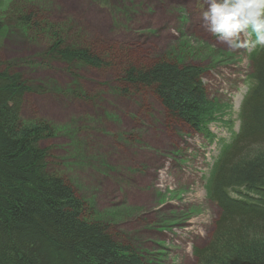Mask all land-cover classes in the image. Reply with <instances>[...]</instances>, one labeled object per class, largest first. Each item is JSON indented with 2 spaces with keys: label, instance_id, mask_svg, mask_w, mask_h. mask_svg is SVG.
<instances>
[{
  "label": "rangeland",
  "instance_id": "obj_1",
  "mask_svg": "<svg viewBox=\"0 0 264 264\" xmlns=\"http://www.w3.org/2000/svg\"><path fill=\"white\" fill-rule=\"evenodd\" d=\"M18 6L66 28L112 64L69 65L44 55L50 42L16 23ZM207 8L204 0H0V58L32 88L22 118L58 130L42 144L51 169L85 200L88 218L103 220L116 240L154 264H194V247L210 238L219 209L207 186L241 128L254 84L250 55L259 46L228 50L203 27ZM160 58L204 67L216 107L208 134L171 119L149 91L121 92L124 64Z\"/></svg>",
  "mask_w": 264,
  "mask_h": 264
},
{
  "label": "trees",
  "instance_id": "obj_2",
  "mask_svg": "<svg viewBox=\"0 0 264 264\" xmlns=\"http://www.w3.org/2000/svg\"><path fill=\"white\" fill-rule=\"evenodd\" d=\"M25 7L14 10V20L46 37L44 55L69 65L112 64L93 47L78 44L66 28ZM250 59L254 84L241 109V128L207 186L218 217L207 242L194 247V264H264V47L253 50ZM204 71L165 58L128 62L121 92L149 91L171 119L208 134L216 107L202 82ZM31 91L29 80L0 58V264H154L116 240L103 220L88 218L85 200L51 169L42 144L58 130L48 121L24 122L22 107Z\"/></svg>",
  "mask_w": 264,
  "mask_h": 264
},
{
  "label": "clouds",
  "instance_id": "obj_3",
  "mask_svg": "<svg viewBox=\"0 0 264 264\" xmlns=\"http://www.w3.org/2000/svg\"><path fill=\"white\" fill-rule=\"evenodd\" d=\"M203 27L228 50L264 47V0H204ZM166 169H160L163 181ZM162 186V185H161Z\"/></svg>",
  "mask_w": 264,
  "mask_h": 264
},
{
  "label": "bare ground",
  "instance_id": "obj_4",
  "mask_svg": "<svg viewBox=\"0 0 264 264\" xmlns=\"http://www.w3.org/2000/svg\"><path fill=\"white\" fill-rule=\"evenodd\" d=\"M80 196V195H79ZM121 242V241H120Z\"/></svg>",
  "mask_w": 264,
  "mask_h": 264
}]
</instances>
